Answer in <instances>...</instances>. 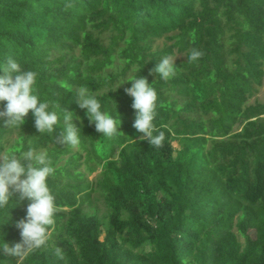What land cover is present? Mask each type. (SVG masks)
<instances>
[{"label":"trees","instance_id":"1","mask_svg":"<svg viewBox=\"0 0 264 264\" xmlns=\"http://www.w3.org/2000/svg\"><path fill=\"white\" fill-rule=\"evenodd\" d=\"M193 48L204 55L189 63ZM176 52L174 77L150 74ZM8 58L38 74L61 122L74 113L81 142L40 134L31 112L21 128L0 118V152H47L57 206L47 244L23 258L0 247V264H264V102L250 104L264 84V0H0ZM133 76L157 91L159 148L133 127L131 83L118 87ZM82 85L124 134L96 131L75 100ZM30 202L13 192L0 208V245L21 242Z\"/></svg>","mask_w":264,"mask_h":264},{"label":"clouds","instance_id":"2","mask_svg":"<svg viewBox=\"0 0 264 264\" xmlns=\"http://www.w3.org/2000/svg\"><path fill=\"white\" fill-rule=\"evenodd\" d=\"M71 7V5H67ZM204 55L203 51L191 49L187 60L195 63ZM176 58L166 55L150 70V74H158L162 80H169L176 75ZM0 102H6L0 111V118L5 119L6 128H21L29 112L34 116L35 127L40 134L53 136L57 128L59 134L53 136L54 141L72 148L79 146L81 130L73 122L74 113L62 109L63 117L50 108H59L48 100H41L36 89L37 73L24 71L20 64L12 58L0 65ZM131 83V87L124 89L133 98L131 107L135 110L133 127L141 134L142 140L149 141L151 147L159 148L165 138L163 131H159L153 123L157 115L158 94L149 84L146 77L133 76L124 83ZM117 87V88H118ZM117 88L110 90L115 91ZM71 92V91H70ZM75 100L81 109L86 110L90 124H94L97 132L104 137L112 138L117 134H124L118 129L121 120H117L109 112L102 111V106L96 95L85 85L75 91ZM116 103V102H115ZM76 119H79L78 117ZM158 133V134H154ZM27 162L26 164L24 162ZM55 169L46 151H37L29 147L0 152V208L9 204L13 192H19L21 199L31 201L26 209L27 215L16 223L20 229L21 242L9 247L3 243L0 247L6 254L23 258L34 250L45 246L51 238V229L55 225L57 212L56 197L48 185V178L54 175ZM22 179L21 177H25ZM55 254L64 259L63 251L57 247Z\"/></svg>","mask_w":264,"mask_h":264},{"label":"rangeland","instance_id":"3","mask_svg":"<svg viewBox=\"0 0 264 264\" xmlns=\"http://www.w3.org/2000/svg\"><path fill=\"white\" fill-rule=\"evenodd\" d=\"M165 39H161V40H158L157 42H156V47H163L164 45H165ZM168 44H171L170 42L168 43ZM172 57H174V58H176V60L175 61H177V60H183L184 58H185V56L183 55V54H180V53H178V52H176ZM257 101H261V102H264V84H263V86H261L260 88H259V92H258V94L254 97V98H252L251 100H250V104H254V103H256ZM13 139L15 138V136L14 137H12ZM83 169V168H82ZM100 172V169H99V171L97 172V173H95L93 176H91V179H94L96 176H97V174ZM98 205H99V207H100V212L101 213H103V212H105V207H104V204L102 203V202H99L98 203Z\"/></svg>","mask_w":264,"mask_h":264}]
</instances>
